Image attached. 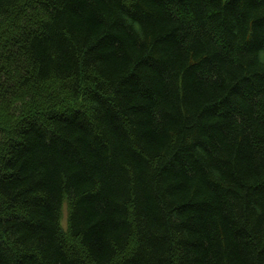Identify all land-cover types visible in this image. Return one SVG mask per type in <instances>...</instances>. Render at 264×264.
<instances>
[{
    "label": "trees",
    "instance_id": "1",
    "mask_svg": "<svg viewBox=\"0 0 264 264\" xmlns=\"http://www.w3.org/2000/svg\"><path fill=\"white\" fill-rule=\"evenodd\" d=\"M0 264H264V0H0Z\"/></svg>",
    "mask_w": 264,
    "mask_h": 264
},
{
    "label": "rangeland",
    "instance_id": "2",
    "mask_svg": "<svg viewBox=\"0 0 264 264\" xmlns=\"http://www.w3.org/2000/svg\"><path fill=\"white\" fill-rule=\"evenodd\" d=\"M62 223H63L64 228H66V225H67V206L66 204L64 205V208H63Z\"/></svg>",
    "mask_w": 264,
    "mask_h": 264
}]
</instances>
